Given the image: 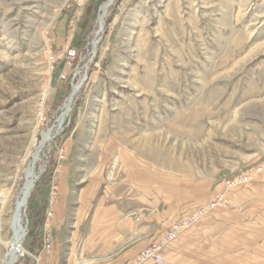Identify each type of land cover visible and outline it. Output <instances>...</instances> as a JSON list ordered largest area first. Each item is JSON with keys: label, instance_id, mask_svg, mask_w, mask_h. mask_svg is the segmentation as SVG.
<instances>
[{"label": "rangeland", "instance_id": "rangeland-1", "mask_svg": "<svg viewBox=\"0 0 264 264\" xmlns=\"http://www.w3.org/2000/svg\"><path fill=\"white\" fill-rule=\"evenodd\" d=\"M103 1H87L70 37L73 0H0V192L9 191L5 205L0 200V264L30 162L25 149L56 126L72 78L83 84L61 131L39 149L41 173L23 213L25 251L13 264H30L28 252L42 243L59 146L77 151L82 182L97 178L102 146L112 154L100 171L108 184L132 168L181 182L221 178L223 191L186 216L218 193L225 201L202 217L226 205L241 185L234 180L261 170L264 0H114L100 25ZM94 24L104 26L94 50L49 62L67 45L80 50ZM63 69L67 78L59 80Z\"/></svg>", "mask_w": 264, "mask_h": 264}, {"label": "crops", "instance_id": "crops-1", "mask_svg": "<svg viewBox=\"0 0 264 264\" xmlns=\"http://www.w3.org/2000/svg\"><path fill=\"white\" fill-rule=\"evenodd\" d=\"M66 153L53 177L56 198L50 205L44 203L53 213L52 246L44 249L41 243L36 249L39 264H126L173 222L224 189L221 178L181 182L138 168L123 170L118 182L105 183L101 166L112 158L106 146L93 166L99 170L93 174L97 178L82 182L72 144ZM255 166L261 170L232 189L226 205L163 249L160 264H264V159ZM40 205L37 198L36 212Z\"/></svg>", "mask_w": 264, "mask_h": 264}, {"label": "built area", "instance_id": "built-area-1", "mask_svg": "<svg viewBox=\"0 0 264 264\" xmlns=\"http://www.w3.org/2000/svg\"><path fill=\"white\" fill-rule=\"evenodd\" d=\"M88 0H73V6H74V15L69 19L68 21V33L69 36L72 37L73 33L75 32V29L77 28V25L80 21V16L85 9L86 3ZM107 0L103 1L101 5L105 4ZM114 0H112V4ZM101 8V7H100ZM99 8V10H100ZM99 13V12H98ZM104 25V20H103ZM104 26L97 27V24H94L92 30L90 31V35L86 38V42L84 46L79 50L74 48L73 46L67 45L61 52L56 53L55 55H52V53H49V62L53 63L57 58H64L67 60H74L75 57H77L79 54L84 53L88 54L90 47L92 46V50L95 49V47L98 44V40L101 37V34L103 33ZM94 52V51H93ZM70 61H66L65 66H68ZM64 66V67H65ZM78 69V66L77 68ZM66 69H63L61 73L58 76L59 80H64L67 78V74L65 72ZM81 71L78 69V71L75 72L74 77L77 76ZM78 82L74 78H72L71 85L73 82ZM80 84L82 85L83 82L81 81ZM66 99V98H65ZM64 99V101H65ZM63 101V103H64ZM59 107L58 114L56 118H54V122L58 118V116L61 114V107ZM68 117V116H67ZM66 121V119H65ZM64 121V123H65ZM63 130V129H62ZM65 158V148L64 146H59V149L57 151V160L61 161ZM251 180V176L247 174H243L240 178L234 180V182L238 181V184L247 183ZM232 182V184L234 183ZM230 185V184H229ZM57 185L52 181L50 190H49V205L53 203V201L56 198L57 194ZM224 196L222 193H218L215 195V197L212 199L211 202L206 204L201 210H199L196 213H191L188 216H185L181 218L180 220H177L173 222L169 228H167L162 234L161 237L152 243L150 246L145 248L140 254H138L136 257H134L132 260L127 262L126 264H142L146 261H151L153 263H161L163 261L162 250L171 243L185 228L193 225L196 223L206 212L207 208H213L215 206H221L224 202ZM53 217L52 210L48 208L45 212L44 218L42 220V245L44 249H50L52 246V237H51V219ZM30 264H39L41 256L39 252H30Z\"/></svg>", "mask_w": 264, "mask_h": 264}, {"label": "bare ground", "instance_id": "bare-ground-1", "mask_svg": "<svg viewBox=\"0 0 264 264\" xmlns=\"http://www.w3.org/2000/svg\"><path fill=\"white\" fill-rule=\"evenodd\" d=\"M32 1V0H31ZM112 4V0H107L105 4H103L100 8L101 14L98 20V23L101 25L103 21V17L107 11V8ZM99 10V12H100ZM263 46V45H262ZM74 84L71 85V92L70 95L65 99L62 107H61V114L58 116L56 120V126L53 129L44 132L41 135L40 141L37 142V138L35 136L32 137L29 147L25 149L27 155L30 158V162L27 168H24V183L22 185L21 190H19V194L16 196L13 211L11 214V218L9 221V230H10V237L7 241L3 242L6 245V252L2 258L1 264H13L15 259L21 255L25 250L22 247V241L26 235V228L23 225V213L25 207L27 205L28 198L30 196V192L34 186L35 180L37 175L41 173V169L36 170V162L39 161V149L53 140V135L55 133L54 130L56 129L57 132L61 131L62 125L67 117L72 99L75 93L78 91L80 87V82L77 83L74 81ZM54 125V124H53ZM57 134V133H56ZM24 158L20 161L23 162ZM9 191L2 190L0 192V200L1 204L5 205L7 198H8Z\"/></svg>", "mask_w": 264, "mask_h": 264}, {"label": "trees", "instance_id": "trees-1", "mask_svg": "<svg viewBox=\"0 0 264 264\" xmlns=\"http://www.w3.org/2000/svg\"><path fill=\"white\" fill-rule=\"evenodd\" d=\"M117 1V0H116Z\"/></svg>", "mask_w": 264, "mask_h": 264}]
</instances>
